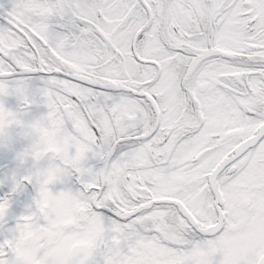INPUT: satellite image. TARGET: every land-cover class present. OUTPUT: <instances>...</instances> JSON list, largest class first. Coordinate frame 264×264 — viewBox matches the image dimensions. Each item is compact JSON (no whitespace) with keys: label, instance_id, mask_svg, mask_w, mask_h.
Returning a JSON list of instances; mask_svg holds the SVG:
<instances>
[{"label":"snow or ice","instance_id":"snow-or-ice-1","mask_svg":"<svg viewBox=\"0 0 264 264\" xmlns=\"http://www.w3.org/2000/svg\"><path fill=\"white\" fill-rule=\"evenodd\" d=\"M9 2L0 137L35 195L0 264H264V0Z\"/></svg>","mask_w":264,"mask_h":264},{"label":"flooded vegetation","instance_id":"flooded-vegetation-1","mask_svg":"<svg viewBox=\"0 0 264 264\" xmlns=\"http://www.w3.org/2000/svg\"><path fill=\"white\" fill-rule=\"evenodd\" d=\"M0 5L5 8L10 7L9 0H0ZM3 11V9H0ZM42 73H31L29 84L30 89H35L42 86L41 76ZM35 101L23 117L26 120L34 119L47 111L46 106L40 102L37 96ZM6 106L19 110L21 101L16 96H9L5 98ZM19 129L13 127L10 130L9 137H0V198L7 197L9 199V209L5 220L0 224V239L8 235V229L14 228L17 218L28 211L27 206L32 203V197L35 195V189L31 184H25L17 192L13 193L12 188V175L15 173L17 176L27 174L31 165V161H27L24 165H20L16 159V153L26 146L25 141L19 135Z\"/></svg>","mask_w":264,"mask_h":264}]
</instances>
